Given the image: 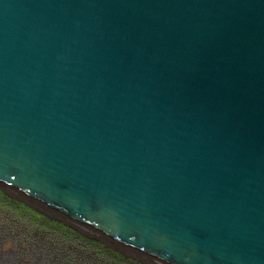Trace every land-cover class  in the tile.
<instances>
[{"label":"water","instance_id":"95a60500","mask_svg":"<svg viewBox=\"0 0 264 264\" xmlns=\"http://www.w3.org/2000/svg\"><path fill=\"white\" fill-rule=\"evenodd\" d=\"M0 188L155 264H264V0H0Z\"/></svg>","mask_w":264,"mask_h":264},{"label":"flooded vegetation","instance_id":"af4514ba","mask_svg":"<svg viewBox=\"0 0 264 264\" xmlns=\"http://www.w3.org/2000/svg\"><path fill=\"white\" fill-rule=\"evenodd\" d=\"M1 211L5 214H11L7 224L8 227L3 226V221H0V264H109V254H105L100 249H90L91 258L86 252L78 251L77 247L71 244L70 239H66L59 236L55 232L49 231L42 222L36 221L30 218L21 217L9 210H6L2 204H0ZM0 218L1 215H0ZM2 220V219H1ZM12 220V222H11ZM21 220H25L22 222ZM17 226L13 228L11 225ZM27 223H33L36 226L26 228ZM38 225V226H37ZM52 234H56L57 238L61 241H57V244L52 242ZM55 237V236H54ZM28 238V239H27ZM11 242L10 248L8 247V241ZM34 241V242H33ZM27 246L22 247L23 243ZM64 243V244H63ZM79 248L83 246L82 243L75 241ZM53 244V245H52ZM68 244V245H67ZM71 244V245H70ZM68 247V248H67ZM85 249L84 247H82ZM94 252H92V251ZM100 257V259L98 258ZM98 259V261H97Z\"/></svg>","mask_w":264,"mask_h":264},{"label":"bare ground","instance_id":"6f19581e","mask_svg":"<svg viewBox=\"0 0 264 264\" xmlns=\"http://www.w3.org/2000/svg\"><path fill=\"white\" fill-rule=\"evenodd\" d=\"M0 204L11 213L42 222L43 226L49 231L70 239L72 241L71 244L77 241L82 243L84 248L92 247L102 250L103 253L109 254V264H155L136 256L131 250H125L126 248L123 249L97 237L79 225H73L68 221L61 220L57 216L27 203L23 197L14 195L3 188H0ZM77 246H80V244Z\"/></svg>","mask_w":264,"mask_h":264},{"label":"rangeland","instance_id":"374dc122","mask_svg":"<svg viewBox=\"0 0 264 264\" xmlns=\"http://www.w3.org/2000/svg\"><path fill=\"white\" fill-rule=\"evenodd\" d=\"M13 194V193H12ZM0 215H1V217L2 218H0V221H3V226H5V227H8L9 225L7 224V222L11 219H8L9 217H10V213L9 214H5V212H3V211H1V213H0ZM4 216H6V217H8V218H6V217H4ZM2 219V220H1ZM22 222H25V220H21ZM11 222H12V220H11ZM13 228H16L17 226H19V224H17V226L15 227V226H13V223H12V225H11ZM26 226V228H33V227H35L36 225L35 224H33V223H27V225H25ZM38 226V225H37ZM55 236V237H54ZM60 236V235H59ZM28 239V238H27ZM9 240L10 239H7V241H8V247L7 248H10V246L9 245H11V242H9ZM57 241H59V242H61L58 238H57V236H56V234H52V242H53V244H57ZM34 242V241H33ZM52 244V245H53ZM64 244V243H63ZM68 245V244H67ZM71 245V244H70ZM25 246H27L26 245V243L24 242L23 243V246L22 247H25ZM73 247H74V250L76 249V247H77V249H78V251H84V252H86L85 254V256L87 257V255L91 258V253H90V249H87V248H85V249H83L82 247H78L77 246V244H75V242H74V244L72 245ZM68 248V247H67ZM92 251V250H91ZM92 252H94V251H92ZM99 259H100V257H98ZM97 261H98V259H97ZM99 262V261H98ZM100 262H101V259H100Z\"/></svg>","mask_w":264,"mask_h":264}]
</instances>
